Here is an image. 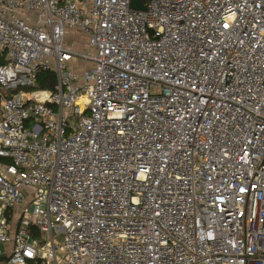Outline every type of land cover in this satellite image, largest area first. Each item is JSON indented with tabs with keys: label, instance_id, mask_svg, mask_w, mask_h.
Returning <instances> with one entry per match:
<instances>
[{
	"label": "built area",
	"instance_id": "obj_1",
	"mask_svg": "<svg viewBox=\"0 0 264 264\" xmlns=\"http://www.w3.org/2000/svg\"><path fill=\"white\" fill-rule=\"evenodd\" d=\"M131 1L0 0L1 264H264V0Z\"/></svg>",
	"mask_w": 264,
	"mask_h": 264
},
{
	"label": "trees",
	"instance_id": "obj_2",
	"mask_svg": "<svg viewBox=\"0 0 264 264\" xmlns=\"http://www.w3.org/2000/svg\"><path fill=\"white\" fill-rule=\"evenodd\" d=\"M56 77L52 72L49 71H41L38 74V86L40 89L51 90L56 84Z\"/></svg>",
	"mask_w": 264,
	"mask_h": 264
},
{
	"label": "rangeland",
	"instance_id": "obj_3",
	"mask_svg": "<svg viewBox=\"0 0 264 264\" xmlns=\"http://www.w3.org/2000/svg\"><path fill=\"white\" fill-rule=\"evenodd\" d=\"M74 36L72 33L69 34V39L71 40ZM75 49L79 51H85L89 52V48H87V40L84 37H81L80 40H78L77 43L71 44ZM85 48V49H84ZM88 67H91V63L87 65Z\"/></svg>",
	"mask_w": 264,
	"mask_h": 264
},
{
	"label": "water",
	"instance_id": "obj_4",
	"mask_svg": "<svg viewBox=\"0 0 264 264\" xmlns=\"http://www.w3.org/2000/svg\"><path fill=\"white\" fill-rule=\"evenodd\" d=\"M131 8L133 10H145V7L142 5V3L139 0H132Z\"/></svg>",
	"mask_w": 264,
	"mask_h": 264
},
{
	"label": "crops",
	"instance_id": "obj_5",
	"mask_svg": "<svg viewBox=\"0 0 264 264\" xmlns=\"http://www.w3.org/2000/svg\"><path fill=\"white\" fill-rule=\"evenodd\" d=\"M10 248H11V245H8V244L1 246V250L4 251V252L9 250ZM3 261H5L4 255H1L0 256V264L3 263Z\"/></svg>",
	"mask_w": 264,
	"mask_h": 264
}]
</instances>
